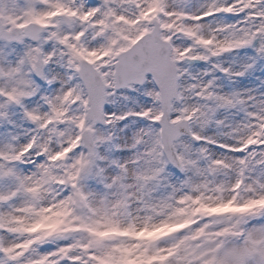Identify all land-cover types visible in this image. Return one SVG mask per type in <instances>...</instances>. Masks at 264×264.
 Listing matches in <instances>:
<instances>
[{
    "label": "snow or ice",
    "instance_id": "snow-or-ice-1",
    "mask_svg": "<svg viewBox=\"0 0 264 264\" xmlns=\"http://www.w3.org/2000/svg\"><path fill=\"white\" fill-rule=\"evenodd\" d=\"M0 264H264V0H0Z\"/></svg>",
    "mask_w": 264,
    "mask_h": 264
}]
</instances>
